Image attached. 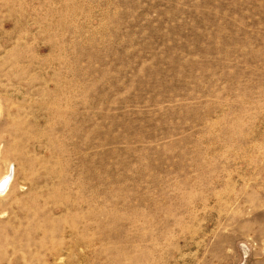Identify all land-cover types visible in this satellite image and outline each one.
<instances>
[{
    "label": "rangeland",
    "instance_id": "1",
    "mask_svg": "<svg viewBox=\"0 0 264 264\" xmlns=\"http://www.w3.org/2000/svg\"><path fill=\"white\" fill-rule=\"evenodd\" d=\"M0 264H264V0H0Z\"/></svg>",
    "mask_w": 264,
    "mask_h": 264
},
{
    "label": "bare ground",
    "instance_id": "2",
    "mask_svg": "<svg viewBox=\"0 0 264 264\" xmlns=\"http://www.w3.org/2000/svg\"><path fill=\"white\" fill-rule=\"evenodd\" d=\"M4 177H5V176H4ZM4 177H3V180H4ZM1 180H2V179H1ZM3 183H4V181H3ZM3 183H2V184H3Z\"/></svg>",
    "mask_w": 264,
    "mask_h": 264
}]
</instances>
